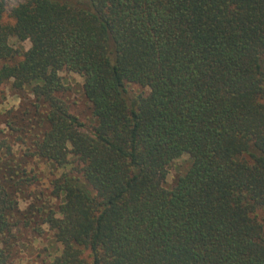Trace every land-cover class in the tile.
I'll use <instances>...</instances> for the list:
<instances>
[{
  "label": "trees",
  "instance_id": "16d2710c",
  "mask_svg": "<svg viewBox=\"0 0 264 264\" xmlns=\"http://www.w3.org/2000/svg\"><path fill=\"white\" fill-rule=\"evenodd\" d=\"M7 83L31 101L0 128V264L43 225L47 264H264V0H0Z\"/></svg>",
  "mask_w": 264,
  "mask_h": 264
},
{
  "label": "rangeland",
  "instance_id": "374dc122",
  "mask_svg": "<svg viewBox=\"0 0 264 264\" xmlns=\"http://www.w3.org/2000/svg\"><path fill=\"white\" fill-rule=\"evenodd\" d=\"M22 0H6V12H8L13 6ZM4 20H8L7 14L4 15ZM21 44L28 48L29 41L21 42ZM60 76L64 81L65 90L61 92V96L69 104L70 111L77 115L80 120L84 122H91V110L89 102L86 100L82 89V77L77 72L71 70L59 71ZM130 92H138L142 90L141 86L133 83L127 85ZM0 95V128L4 127V121L12 115L14 120H18L23 113L24 107H27L31 101V96L24 91H16L10 87L7 83L2 86ZM146 90V89H145ZM10 130L6 129L2 135L8 136L12 140V135L8 133ZM13 134V133H12ZM15 136V135H14ZM17 142V141H16ZM15 142V144H16ZM32 160V161H31ZM29 166L32 165L34 171L37 172L38 180L32 186L30 195L28 198L20 200V211L25 210L28 207L30 198H34L39 192H48L50 171L48 167H45L41 162L31 158ZM189 165V156L187 154L181 155L179 158L172 161L168 168L165 178V185L171 186L177 175L183 173ZM41 236L35 235L30 229H23L20 235V244L17 247L18 258L14 260V264H47L53 255V251L50 248L49 236L50 231L46 229ZM51 255H50V254Z\"/></svg>",
  "mask_w": 264,
  "mask_h": 264
}]
</instances>
